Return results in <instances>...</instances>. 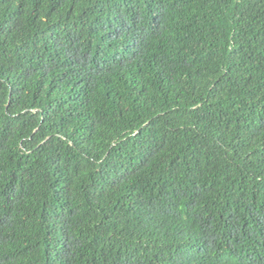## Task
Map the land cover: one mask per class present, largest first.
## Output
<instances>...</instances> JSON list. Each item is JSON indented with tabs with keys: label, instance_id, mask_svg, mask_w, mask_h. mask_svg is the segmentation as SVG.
I'll return each mask as SVG.
<instances>
[{
	"label": "trees",
	"instance_id": "obj_1",
	"mask_svg": "<svg viewBox=\"0 0 264 264\" xmlns=\"http://www.w3.org/2000/svg\"><path fill=\"white\" fill-rule=\"evenodd\" d=\"M0 264H264V0H0Z\"/></svg>",
	"mask_w": 264,
	"mask_h": 264
}]
</instances>
